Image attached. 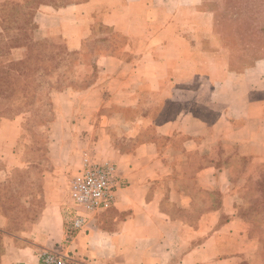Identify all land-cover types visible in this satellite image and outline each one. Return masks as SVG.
<instances>
[{
    "label": "crops",
    "instance_id": "0c3cea01",
    "mask_svg": "<svg viewBox=\"0 0 264 264\" xmlns=\"http://www.w3.org/2000/svg\"><path fill=\"white\" fill-rule=\"evenodd\" d=\"M201 1H40L32 40L98 49L89 86L50 94L51 131L90 136L117 188L74 230L54 183H34L40 207L26 202L33 217L13 229L1 204L29 183L16 173L22 118H0V264H41L55 248L68 264H264L248 192L264 189V56L236 68Z\"/></svg>",
    "mask_w": 264,
    "mask_h": 264
},
{
    "label": "rangeland",
    "instance_id": "374dc122",
    "mask_svg": "<svg viewBox=\"0 0 264 264\" xmlns=\"http://www.w3.org/2000/svg\"><path fill=\"white\" fill-rule=\"evenodd\" d=\"M4 2H13V0H2L0 6ZM34 4L35 2L32 3V5ZM199 8L214 15V31L218 35V45L229 49L236 68L250 65L255 61L254 59L264 55V50L261 49L264 46V31L258 32L256 30L259 25H264V0H202ZM98 30L107 31L102 27H98ZM1 31L2 27L0 26ZM240 36L245 38H239ZM54 38L45 42L49 43ZM245 42L249 43V47L246 48L243 45ZM203 46H205V43H203ZM87 47L84 53H77L73 56L64 55L61 63L52 71L50 76L38 78L36 81L42 89V104L37 105L35 112L21 113L15 116L22 118V135L16 151L26 166L21 170H17L16 173L26 183H29L26 189L12 192L8 205L1 204L10 216L13 229L22 225L25 219L33 217L32 214L24 212L26 202L29 206L33 204L34 213L40 207L38 197L34 198V194H36L34 183L40 186V182L44 185L47 181L53 182L55 194L62 200L64 213H67L71 208L68 199V184L79 167L78 154L76 153L81 150L85 152L86 147L91 144L92 140L90 136L68 134L67 127H59L58 133L51 131L54 112L50 94L67 88L83 89L94 81L97 72L92 65L94 58L92 53L98 51V49L94 50V48ZM7 57L20 59L22 52L16 49L11 50ZM48 86L53 88L48 89ZM47 94H49L48 99ZM33 173L38 175L37 180ZM28 187H31L32 191ZM12 188L16 189L17 187L11 185L9 190H13ZM260 191H262L261 198L255 197L256 192L254 189L248 191L253 197L250 201L255 202L254 206H250L256 209H252L251 215L258 220L264 218L262 211L264 210V189H260ZM35 199L36 206H34ZM246 214L248 213L246 212ZM1 244L2 237L0 236V246ZM41 264L43 263L41 262Z\"/></svg>",
    "mask_w": 264,
    "mask_h": 264
},
{
    "label": "trees",
    "instance_id": "16d2710c",
    "mask_svg": "<svg viewBox=\"0 0 264 264\" xmlns=\"http://www.w3.org/2000/svg\"><path fill=\"white\" fill-rule=\"evenodd\" d=\"M40 1L42 0L32 5L34 2L31 3L29 0H13V2H4L0 6V26L2 27L0 32V118L12 119L21 113L35 112L37 105L43 102L42 89L36 80L41 76H50L61 63L64 55L77 54L68 51L59 37H55L49 43L31 39L30 35L34 26L32 17ZM257 28L258 32L264 31L263 24ZM242 37L244 36L239 38ZM243 45L246 48L249 47L248 42ZM15 49L22 50V57L20 59L7 57L10 51ZM261 49L264 50V46ZM38 88L40 89L37 90ZM49 88L53 87L48 86Z\"/></svg>",
    "mask_w": 264,
    "mask_h": 264
},
{
    "label": "built area",
    "instance_id": "2783aa9c",
    "mask_svg": "<svg viewBox=\"0 0 264 264\" xmlns=\"http://www.w3.org/2000/svg\"><path fill=\"white\" fill-rule=\"evenodd\" d=\"M80 166L68 184V199L71 204L67 218L71 229L83 227L84 213L109 209L114 203L117 188L116 169L111 162H100L90 151L82 152ZM43 264H68L59 249L43 250L39 254Z\"/></svg>",
    "mask_w": 264,
    "mask_h": 264
}]
</instances>
